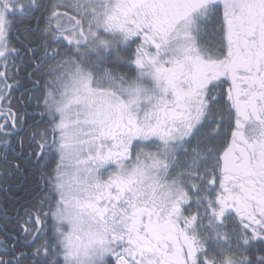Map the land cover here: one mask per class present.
<instances>
[{"label":"snow or ice","instance_id":"snow-or-ice-1","mask_svg":"<svg viewBox=\"0 0 264 264\" xmlns=\"http://www.w3.org/2000/svg\"><path fill=\"white\" fill-rule=\"evenodd\" d=\"M0 264H264V0H0Z\"/></svg>","mask_w":264,"mask_h":264},{"label":"flooded vegetation","instance_id":"flooded-vegetation-1","mask_svg":"<svg viewBox=\"0 0 264 264\" xmlns=\"http://www.w3.org/2000/svg\"><path fill=\"white\" fill-rule=\"evenodd\" d=\"M54 3H66L67 0H52Z\"/></svg>","mask_w":264,"mask_h":264},{"label":"rangeland","instance_id":"rangeland-1","mask_svg":"<svg viewBox=\"0 0 264 264\" xmlns=\"http://www.w3.org/2000/svg\"><path fill=\"white\" fill-rule=\"evenodd\" d=\"M67 2H68V3H70V2H71V0H67Z\"/></svg>","mask_w":264,"mask_h":264}]
</instances>
